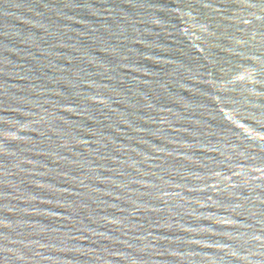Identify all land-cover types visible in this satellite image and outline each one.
<instances>
[{
    "label": "water",
    "instance_id": "obj_1",
    "mask_svg": "<svg viewBox=\"0 0 264 264\" xmlns=\"http://www.w3.org/2000/svg\"><path fill=\"white\" fill-rule=\"evenodd\" d=\"M0 264H264V0H0Z\"/></svg>",
    "mask_w": 264,
    "mask_h": 264
}]
</instances>
